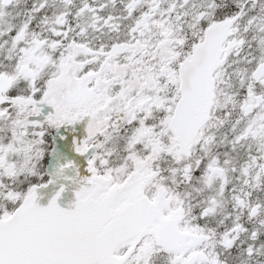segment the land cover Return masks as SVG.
Segmentation results:
<instances>
[{"label": "snow or ice", "instance_id": "6c2138e0", "mask_svg": "<svg viewBox=\"0 0 264 264\" xmlns=\"http://www.w3.org/2000/svg\"><path fill=\"white\" fill-rule=\"evenodd\" d=\"M0 264H264V0H0Z\"/></svg>", "mask_w": 264, "mask_h": 264}, {"label": "flooded vegetation", "instance_id": "af4514ba", "mask_svg": "<svg viewBox=\"0 0 264 264\" xmlns=\"http://www.w3.org/2000/svg\"><path fill=\"white\" fill-rule=\"evenodd\" d=\"M50 111H51V109L45 107L44 108V115H47L48 112H50ZM86 127H87V118L84 121L80 122L79 124L75 125L74 129H69V131L67 133L65 132L64 129H61L60 135L75 137L77 140L82 141L87 135ZM56 139H57V145H56L57 156H56V158L51 159L49 166H48L49 172H50L54 162H56L57 159H59L60 163H64L65 158L68 160L74 161L77 157H79L74 153L70 144H66L63 141H59V136H57ZM79 158H84L86 161L85 157H79Z\"/></svg>", "mask_w": 264, "mask_h": 264}, {"label": "water", "instance_id": "95a60500", "mask_svg": "<svg viewBox=\"0 0 264 264\" xmlns=\"http://www.w3.org/2000/svg\"><path fill=\"white\" fill-rule=\"evenodd\" d=\"M80 168L81 176H86L87 173L83 172L81 170V166L77 165ZM59 183H65L63 181ZM59 183L57 185H50L47 189L39 193L41 199L39 200V203L41 206H47L49 200L51 199L52 195L54 194L55 190H58ZM74 201V188L73 187H67V190L63 193L62 199L58 201V204L60 207L65 208L68 210L69 205Z\"/></svg>", "mask_w": 264, "mask_h": 264}]
</instances>
